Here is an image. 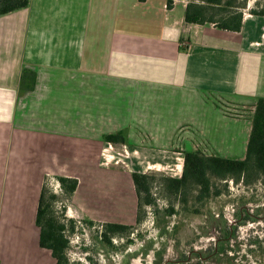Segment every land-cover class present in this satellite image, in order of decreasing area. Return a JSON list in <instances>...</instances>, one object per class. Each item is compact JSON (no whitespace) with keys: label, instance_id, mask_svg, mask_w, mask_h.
I'll return each mask as SVG.
<instances>
[{"label":"crops","instance_id":"crops-1","mask_svg":"<svg viewBox=\"0 0 264 264\" xmlns=\"http://www.w3.org/2000/svg\"><path fill=\"white\" fill-rule=\"evenodd\" d=\"M191 2L30 0L0 17V264H58L36 221L62 150L125 131L133 172L173 156L183 169L185 152L245 160L264 98V16L245 13L240 32L189 24ZM238 108L252 111L228 112Z\"/></svg>","mask_w":264,"mask_h":264},{"label":"rangeland","instance_id":"rangeland-1","mask_svg":"<svg viewBox=\"0 0 264 264\" xmlns=\"http://www.w3.org/2000/svg\"><path fill=\"white\" fill-rule=\"evenodd\" d=\"M234 5L243 14L264 11V0H235ZM250 111L228 112L238 117ZM93 145L92 151H78L76 156L62 150L55 159L57 168L45 170L46 219L65 224L69 264H264V180L254 176L247 184L213 178L221 194L200 201L194 188L182 196L163 186V177H181L183 169L176 167L181 160L173 156L165 169H146L152 160L141 159L143 169L138 170L155 178L156 203L140 223L134 169L123 148ZM60 177L78 181L76 194L68 195ZM110 223L130 226L112 237V245L100 237ZM220 249L222 254L215 252Z\"/></svg>","mask_w":264,"mask_h":264},{"label":"trees","instance_id":"trees-1","mask_svg":"<svg viewBox=\"0 0 264 264\" xmlns=\"http://www.w3.org/2000/svg\"><path fill=\"white\" fill-rule=\"evenodd\" d=\"M235 0H192L186 10V22L189 24L210 25L232 32H240L243 26L244 14L240 7L234 5ZM30 0H0V17L19 10L26 9ZM252 14L264 16L263 12L252 10ZM23 86L34 89L36 73L25 69L21 75ZM255 105L252 131L248 141L245 160H234L217 156H208L201 152H185L184 166L181 177H163L162 182L166 191L176 195L187 196L192 188L197 192V199L207 200L212 196H219L221 191L214 188L212 179H225L231 177L237 181L245 180L247 184L251 178L257 176L264 180V98L259 99ZM104 142L111 145H126L127 134L120 131L107 134ZM155 178L147 173L133 172L132 181L138 198L137 219L142 223L146 209L154 208L155 199L152 193V184ZM60 185L73 196L78 189V181L72 178H58ZM264 182V181H263ZM45 205V187L40 199L37 215V226L40 228V244L42 248L52 252L58 264H69L66 251L69 240L65 235V224L57 222L54 218H47ZM174 212V211H172ZM130 227V226H129ZM128 226L110 223L105 226L100 237L102 241L112 245V237L129 230ZM220 251V252H219ZM216 251L223 253V249ZM200 256L201 254H197ZM202 257V255L200 256Z\"/></svg>","mask_w":264,"mask_h":264},{"label":"built area","instance_id":"built-area-1","mask_svg":"<svg viewBox=\"0 0 264 264\" xmlns=\"http://www.w3.org/2000/svg\"><path fill=\"white\" fill-rule=\"evenodd\" d=\"M183 1H186V0H183ZM180 45H181V47H183V46L185 47L186 46L185 43H181ZM110 146H113V145L110 144Z\"/></svg>","mask_w":264,"mask_h":264}]
</instances>
